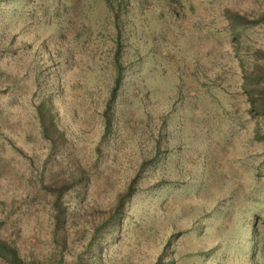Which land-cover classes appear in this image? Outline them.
I'll return each mask as SVG.
<instances>
[{"label": "rangeland", "instance_id": "obj_1", "mask_svg": "<svg viewBox=\"0 0 264 264\" xmlns=\"http://www.w3.org/2000/svg\"><path fill=\"white\" fill-rule=\"evenodd\" d=\"M254 66L264 0H0V240L23 264H264Z\"/></svg>", "mask_w": 264, "mask_h": 264}, {"label": "trees", "instance_id": "obj_2", "mask_svg": "<svg viewBox=\"0 0 264 264\" xmlns=\"http://www.w3.org/2000/svg\"><path fill=\"white\" fill-rule=\"evenodd\" d=\"M244 88L250 101L251 112L264 114V69L254 66L251 73L244 77ZM0 257L9 264H23L16 250L1 240Z\"/></svg>", "mask_w": 264, "mask_h": 264}]
</instances>
